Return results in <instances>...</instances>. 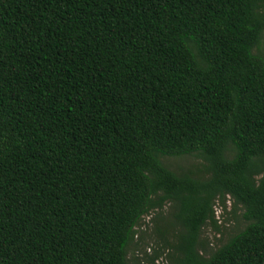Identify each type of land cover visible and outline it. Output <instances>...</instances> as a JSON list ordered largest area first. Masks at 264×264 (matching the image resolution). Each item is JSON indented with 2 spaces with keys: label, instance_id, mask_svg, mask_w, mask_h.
<instances>
[{
  "label": "trees",
  "instance_id": "16d2710c",
  "mask_svg": "<svg viewBox=\"0 0 264 264\" xmlns=\"http://www.w3.org/2000/svg\"><path fill=\"white\" fill-rule=\"evenodd\" d=\"M262 40L264 0H0V264H128L152 214L146 264H264Z\"/></svg>",
  "mask_w": 264,
  "mask_h": 264
},
{
  "label": "rangeland",
  "instance_id": "374dc122",
  "mask_svg": "<svg viewBox=\"0 0 264 264\" xmlns=\"http://www.w3.org/2000/svg\"><path fill=\"white\" fill-rule=\"evenodd\" d=\"M263 47L264 42L262 40L260 48L262 49ZM163 162L170 170L176 173L192 172L201 175L204 171V162L196 156L166 158ZM213 209L218 230L215 231L211 226L207 225L204 227L200 237V241L207 251L216 250L247 225V222L242 218V209L238 206L233 207V201L229 197L225 198L224 204L215 202ZM171 213V208L166 206L162 215L163 222L158 223V227L170 233L169 241H171V235L174 233V230L169 228L170 222L172 221ZM153 218V214L146 217L145 223L148 224L138 229L139 232L135 236V243L127 252L128 264H146V256L149 257L153 254L154 249L160 248L161 244L158 243V239L154 234L155 225L152 223ZM161 251L163 256L156 264H169L166 256L167 249L162 247Z\"/></svg>",
  "mask_w": 264,
  "mask_h": 264
}]
</instances>
